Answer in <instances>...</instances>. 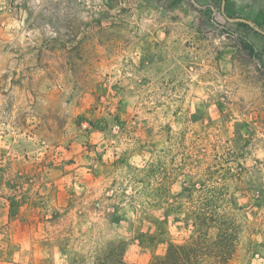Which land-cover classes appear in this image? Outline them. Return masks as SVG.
Listing matches in <instances>:
<instances>
[{
    "label": "rangeland",
    "instance_id": "rangeland-1",
    "mask_svg": "<svg viewBox=\"0 0 264 264\" xmlns=\"http://www.w3.org/2000/svg\"><path fill=\"white\" fill-rule=\"evenodd\" d=\"M205 174L264 197V0H0V264H149Z\"/></svg>",
    "mask_w": 264,
    "mask_h": 264
},
{
    "label": "trees",
    "instance_id": "trees-1",
    "mask_svg": "<svg viewBox=\"0 0 264 264\" xmlns=\"http://www.w3.org/2000/svg\"><path fill=\"white\" fill-rule=\"evenodd\" d=\"M241 181L231 177L213 178L208 174L202 176L194 189L202 199V207L189 215L191 227L177 240L166 230L165 253L155 256L149 264H237L245 240L250 244L249 258L258 249L264 252V197L256 206L248 208L250 213L255 210L250 217L231 191ZM126 251L125 242H103L95 245L87 257L76 254L70 264H138L127 260ZM246 260L247 256L244 262Z\"/></svg>",
    "mask_w": 264,
    "mask_h": 264
},
{
    "label": "built area",
    "instance_id": "built-area-1",
    "mask_svg": "<svg viewBox=\"0 0 264 264\" xmlns=\"http://www.w3.org/2000/svg\"><path fill=\"white\" fill-rule=\"evenodd\" d=\"M33 1H35L38 4H44V3H47L48 1H51V0H33ZM55 1H60V0H55Z\"/></svg>",
    "mask_w": 264,
    "mask_h": 264
},
{
    "label": "water",
    "instance_id": "water-1",
    "mask_svg": "<svg viewBox=\"0 0 264 264\" xmlns=\"http://www.w3.org/2000/svg\"><path fill=\"white\" fill-rule=\"evenodd\" d=\"M226 2H227V0H223V12H224V14H226Z\"/></svg>",
    "mask_w": 264,
    "mask_h": 264
},
{
    "label": "crops",
    "instance_id": "crops-1",
    "mask_svg": "<svg viewBox=\"0 0 264 264\" xmlns=\"http://www.w3.org/2000/svg\"><path fill=\"white\" fill-rule=\"evenodd\" d=\"M49 2V1H48Z\"/></svg>",
    "mask_w": 264,
    "mask_h": 264
}]
</instances>
